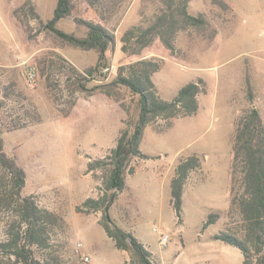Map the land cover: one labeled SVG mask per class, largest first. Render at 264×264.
<instances>
[{
    "label": "rangeland",
    "instance_id": "obj_1",
    "mask_svg": "<svg viewBox=\"0 0 264 264\" xmlns=\"http://www.w3.org/2000/svg\"><path fill=\"white\" fill-rule=\"evenodd\" d=\"M25 1L0 0V89L9 94L6 105L14 113L11 121L21 124L2 132L4 148L26 171L23 193L35 194L41 205L65 217L67 229L60 235L64 264H126L130 253L118 249L107 235L99 223L102 211L87 213L77 207L98 196L101 172L96 181L87 164L105 155L121 129L131 126L139 96L124 85L116 90L119 100L102 91L76 90L70 65L84 71L96 64L98 52L63 43L30 12L17 17L14 10ZM84 1H76L74 15L85 12ZM225 1L230 5L226 10L210 0H189L190 12L204 13L216 29L214 38L207 37L209 30L206 34L189 29L178 35L173 55L159 41L141 52L162 63L152 77L162 98H174L189 81L201 78L206 85L196 114L175 118L160 129L145 128L140 147L148 157L134 159L136 172L127 177L131 189L121 193L110 210L115 221L162 264L243 261L237 246L213 235L228 221L236 119L250 106L249 93L255 104L263 100L264 106V0ZM32 3L47 20L57 0ZM160 5L161 0H125L107 19L105 25L114 32L116 45L109 51L104 74L98 72L90 87L112 81L120 65L132 62L128 59L136 56L122 51L121 37L130 26L146 24ZM94 14L90 8L85 16ZM58 26L84 33L72 17L61 19ZM40 59L44 60L41 66ZM34 109L39 120L25 112L32 114ZM191 154L200 155L203 163L187 180L179 219L170 201L171 179L179 160ZM211 212H219V219L203 229ZM154 227L170 235L166 245L160 243V232Z\"/></svg>",
    "mask_w": 264,
    "mask_h": 264
},
{
    "label": "trees",
    "instance_id": "obj_2",
    "mask_svg": "<svg viewBox=\"0 0 264 264\" xmlns=\"http://www.w3.org/2000/svg\"><path fill=\"white\" fill-rule=\"evenodd\" d=\"M77 0H57L52 17L43 20L32 0H26L14 13H28L38 17L45 31L53 33L63 43L98 52L96 64L75 73L74 88L93 94L97 91L115 96L118 86L124 85L138 97V108L130 127H123L116 144L102 157L91 159L87 172H101L102 183L98 185V196H90L77 208L87 213L102 211L99 223L115 246L130 253L126 264H162L159 259L134 234L121 227L112 217L110 210L119 200V195L131 188L127 182L129 174L135 172L133 161L137 157H148L140 147L145 128L148 125L162 128L170 125L175 118L196 114L199 109V94L206 91L203 79L185 83L172 99L161 97L153 74L161 68V61L141 56L146 47L159 41L165 52H177L178 35L186 30L210 34L214 38L216 29L202 12L193 14L189 0H161V5L152 13L146 24H134L121 37V49L127 55L136 56L120 65L118 74L110 82L89 86L97 75L104 74L108 66L109 51L116 45V37L105 22L122 7L125 0H86L85 12L74 15ZM222 9H229L225 0H210ZM29 7V10H26ZM93 9L95 16L86 17V11ZM73 18L82 35L66 31L58 26L64 18ZM207 34V33H206ZM32 37V35H31ZM55 53V52H54ZM59 54V53H58ZM136 58V59H135ZM39 65L44 63L40 59ZM72 72V73H73ZM9 89V88H8ZM10 91H13L10 86ZM18 96H23L17 91ZM8 92L0 89V264H64V243L60 235L65 234V217L55 210L40 204L35 194H25L27 174L14 155L4 148L2 132L19 127L12 122L13 111L7 108ZM250 106L236 119V129L231 163V195L226 214L228 221L224 229L213 238L230 242L243 254L241 264H264V119L260 109L254 105L249 93ZM33 119L41 117L37 109L26 110ZM203 158L198 154L182 157L171 179V204L179 219L183 216L184 187L191 173L202 167ZM219 212L209 213L203 229L219 219Z\"/></svg>",
    "mask_w": 264,
    "mask_h": 264
},
{
    "label": "built area",
    "instance_id": "obj_3",
    "mask_svg": "<svg viewBox=\"0 0 264 264\" xmlns=\"http://www.w3.org/2000/svg\"><path fill=\"white\" fill-rule=\"evenodd\" d=\"M33 76H34V73H33ZM154 230L160 232V243L163 245H166L168 243V241L170 240V235L168 233H163L162 231H160L156 227H154ZM86 259H89V257H86Z\"/></svg>",
    "mask_w": 264,
    "mask_h": 264
},
{
    "label": "crops",
    "instance_id": "obj_4",
    "mask_svg": "<svg viewBox=\"0 0 264 264\" xmlns=\"http://www.w3.org/2000/svg\"><path fill=\"white\" fill-rule=\"evenodd\" d=\"M263 100H260V103L262 102ZM257 104H255L254 103V105H256L259 109H260V112H261V114H262V117H263V119H264V106L262 105V104H260L259 103V101H258V99H257V102H256ZM136 172V171H135ZM134 172V173H135ZM138 173V172H137ZM174 176V175H173ZM127 182H128V180H127ZM129 184V183H128ZM129 186H130V188H131V185L129 184ZM148 248V247H147ZM154 254V253H153Z\"/></svg>",
    "mask_w": 264,
    "mask_h": 264
}]
</instances>
